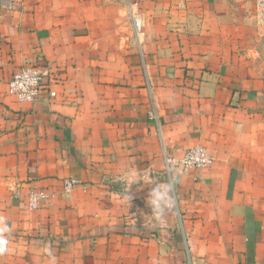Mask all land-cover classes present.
<instances>
[{
    "label": "crops",
    "instance_id": "1",
    "mask_svg": "<svg viewBox=\"0 0 264 264\" xmlns=\"http://www.w3.org/2000/svg\"><path fill=\"white\" fill-rule=\"evenodd\" d=\"M140 13L138 41L127 0H0V264H264V15L256 0ZM27 67L50 71L34 103L8 92ZM195 147L212 167L168 171ZM170 181L157 222L148 193ZM32 189L57 197L30 212Z\"/></svg>",
    "mask_w": 264,
    "mask_h": 264
},
{
    "label": "built area",
    "instance_id": "2",
    "mask_svg": "<svg viewBox=\"0 0 264 264\" xmlns=\"http://www.w3.org/2000/svg\"><path fill=\"white\" fill-rule=\"evenodd\" d=\"M260 17L264 15V0H256ZM141 0H129L128 11L133 21V26L137 40L140 41L144 30V23L140 13ZM50 71L44 67H27L16 72L10 83L8 84V92L15 97L20 103H34L46 91V79L49 77ZM50 97L55 98V91H48ZM166 168L170 169L171 165H177L183 173L208 169L214 165V158L210 153L202 148L195 147L189 149L179 160L165 158ZM81 185V181L73 178L65 179L62 183V191L70 193L77 186ZM37 198V206H30L31 198ZM55 192H49L45 189H32L22 197L24 208L30 212L42 209L44 206H51L56 199Z\"/></svg>",
    "mask_w": 264,
    "mask_h": 264
},
{
    "label": "clouds",
    "instance_id": "3",
    "mask_svg": "<svg viewBox=\"0 0 264 264\" xmlns=\"http://www.w3.org/2000/svg\"><path fill=\"white\" fill-rule=\"evenodd\" d=\"M127 199L130 206L131 196L127 197ZM147 205L151 209L150 217L162 223L165 215L176 208L174 183L170 181L168 183L157 184L153 187L148 193ZM30 206L33 208L37 206V198L35 196L31 198ZM133 223H136L135 219H133ZM11 232L12 228L9 225L8 219L0 216V255L8 251ZM49 255H51L50 252Z\"/></svg>",
    "mask_w": 264,
    "mask_h": 264
},
{
    "label": "rangeland",
    "instance_id": "4",
    "mask_svg": "<svg viewBox=\"0 0 264 264\" xmlns=\"http://www.w3.org/2000/svg\"><path fill=\"white\" fill-rule=\"evenodd\" d=\"M125 1V0H124ZM128 2H129V0H127ZM128 14H129V11H128ZM130 16V15H129ZM132 35H133V39H136L137 37H136V34H135V32H134V30H133V33H132Z\"/></svg>",
    "mask_w": 264,
    "mask_h": 264
}]
</instances>
